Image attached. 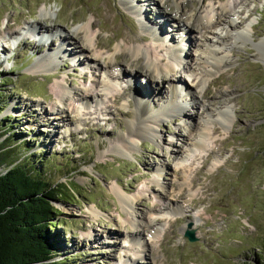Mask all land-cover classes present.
Returning <instances> with one entry per match:
<instances>
[{
	"label": "rangeland",
	"instance_id": "obj_1",
	"mask_svg": "<svg viewBox=\"0 0 264 264\" xmlns=\"http://www.w3.org/2000/svg\"><path fill=\"white\" fill-rule=\"evenodd\" d=\"M180 1L188 5L181 10L184 16L181 23L185 27L191 22L192 10L203 11L221 3L228 8L236 26L217 28L225 38L219 47L232 48L228 66L204 87L211 95L205 98L204 89L195 91L197 100L213 111L222 104L230 105L234 111L232 123L224 127L217 122L213 124L207 151L195 153L183 163L186 176L192 179L190 186L177 191L172 179L176 174L178 182L182 181V167L176 163L184 156L182 152L188 151L184 143L191 142L179 134H186L189 123L198 124L200 128L207 111L199 109L197 113L196 105L185 100L191 118L175 114L163 118L157 127L160 140L139 139L133 152L123 155L109 149L111 141L127 129L124 117L127 109L121 105L124 99L130 106L133 104L130 89L120 94L123 89L116 88L113 94L120 92V95L115 96L114 104L108 101L111 94L104 100L105 104L89 102L79 117L66 112L69 125L65 129L63 123L50 115L61 106L55 85L86 88L93 96L99 92L92 83L104 74L94 64H74L71 56L65 54L55 69L32 73L31 65L37 58L60 47L67 53L80 43L84 46V55L88 53L90 59L89 43L83 33L79 31L78 37L74 36L76 28L89 20L95 22L91 29L95 42L92 45L103 56L98 60L103 68L107 66L106 56L127 38L152 46L151 40L144 37L146 32L139 18L125 8L127 5L120 0H0V50L5 54L0 56V132H6L0 140L11 145L12 157L23 155L30 160L51 185L64 184L58 186L64 192L62 199L55 203L60 211L56 218L58 224L51 228L57 238L55 259L60 260V264H119L120 256L133 258L132 250H126L130 248L129 241L122 239L133 230L120 217L124 215L110 187L118 182L130 196H140L141 190H146L136 202L133 213L139 216L146 212L147 215L153 207L167 206L155 198L154 193L160 188L151 182L154 167L163 164V194L168 195L167 200L173 205H182L183 212L172 215L171 219L164 214L154 216L159 228L155 244L151 245L148 239V226H142L141 233H132L147 242L143 258L134 257L136 264H264V62L258 58L255 46L264 37V0ZM164 5L161 7L158 0L159 8H151L166 15V33L172 37V44H176L183 34L172 20L177 9L173 0H167ZM145 7H142L143 13ZM42 10L47 11L44 18ZM153 13H144L142 19L150 20ZM36 23L40 32L52 29L54 40L37 43L26 38L29 24L36 26ZM234 28L249 30L245 44L235 45ZM191 31L188 32L190 38H195L196 33ZM67 32L74 39L61 45L58 36L63 38ZM183 46L188 55V46ZM153 47L160 56L164 54L158 46ZM115 62L128 68L131 74L137 69L138 83L146 84L147 72L143 70L142 58L134 59L128 52L120 51ZM176 77L180 82L187 78L180 68L176 70ZM162 84L159 85L161 93L155 91L150 98L154 104L163 105L170 96L168 83ZM180 94L184 96L182 100L188 96L185 89ZM169 140L174 144L168 145ZM215 158L218 159L216 166L212 164ZM188 188L194 193L192 197L188 196ZM91 207L99 212L97 217L90 213ZM189 221L195 241L184 236Z\"/></svg>",
	"mask_w": 264,
	"mask_h": 264
},
{
	"label": "bare ground",
	"instance_id": "obj_2",
	"mask_svg": "<svg viewBox=\"0 0 264 264\" xmlns=\"http://www.w3.org/2000/svg\"><path fill=\"white\" fill-rule=\"evenodd\" d=\"M120 1H123L122 4L124 6L127 5L125 8L129 10L131 14L139 18L137 20H139L140 26L146 32L144 37L151 40L153 44L152 46L149 47V45L146 46L140 43H135L133 39L127 38L125 41H122V44H117L113 49V52L106 56L104 63L107 66L103 68L98 63V60H100V58L102 59L103 56L101 53L95 50V45H92L94 42V33L91 29L93 25H95V22L89 20L88 22L76 28L74 31V36L78 37L79 31L83 33L84 40L89 43L88 46V43L86 42V45L88 46L87 48L89 49L90 59L87 58L88 53L87 55H84L85 49H82L84 46H81L80 43L78 46H75L76 48L74 47L70 50V52L67 53H63V48L60 47L57 50L46 51L42 57L37 58L31 65L32 73L46 72L51 69H55L58 60L60 57H64L63 54H65L66 56H71L70 59H73L71 61L74 64L82 65L91 63L94 64L96 69H98L102 75L104 74L101 79L98 78L97 81L92 83L93 88L99 92L95 93L93 96L90 95V92L86 88H71L62 83H57L55 85L56 98L61 106H59L58 109L56 108V110L52 112L53 114L50 113V115H52L53 120H57L58 123H63L65 129H67V126L69 125V123H66L65 119V117L68 116L66 112H73V114L79 117V115L84 114V110L87 107L86 104L89 102L95 101V103L100 105L105 104L104 100L108 97V95L111 94V98L108 99V101L114 104L116 95L122 94L125 89H130L131 93H133V104L130 106L128 100L124 99V103L121 105V108L127 109L124 115L126 118L125 126L127 129L120 133L116 139L111 141L109 149L123 155L133 152L135 144L139 139L150 137L152 140H160L161 136L157 131V127H159L163 118L170 116L172 117L173 114L191 118L192 113L190 114L186 111L187 102L185 100L189 99V101L196 105L197 113L199 109L207 111L206 117H204L200 122V128H198V124L195 126L194 123H189L190 128H187L186 134H179L183 136L185 141H191L190 143H184L186 144V147H188V151H181L182 154L184 153V156L178 163H176V166L182 167V181L178 182V180L175 178L178 176L176 174L173 175L174 178L172 179L176 182V190L180 191L183 186L189 187L192 182V179H188L189 177H187L185 174L184 168L186 166L183 163L188 157L195 155V153L202 154L203 152L207 151L206 148L208 147V143L210 141L211 129L215 122L220 123L223 127L232 123L234 111H232L230 105L226 103L222 104V106H219L216 111H213L207 105L197 100L195 91L198 88H200V90L204 89L205 85L210 81V79L213 80L215 77L214 75L219 73L224 67L228 66V54L232 46H227L225 48L219 47L221 44L220 42H222L225 38L223 35L218 33L217 28L220 26L231 28L236 26V24L232 20V16H230V12L228 11L226 5L221 3L217 7L210 9L205 8L203 11L192 10L189 15L191 22L187 23V25L185 24L187 27L189 25L187 28L181 23L184 17L181 13V10L188 7V5L186 2L182 4L180 0H173L177 11L176 14L172 16V20L177 23L176 28L180 29L181 33L183 34L180 36L178 43L172 44V37L166 33L165 29V27H167L165 26L166 21H168L165 19L166 15L159 13L160 11H152L151 8V6L158 7V0ZM166 2L167 0H159V5L162 7ZM240 3L242 4L241 1ZM143 6H146L144 9V13H146V15L154 12V17L152 16L150 20L145 19L147 21H144L142 19V17L144 18V13L142 10ZM178 10L180 11L179 13ZM46 15L47 11L42 10V18H44ZM249 27L252 29V26L249 25ZM38 28L39 25L37 23L36 26L29 24V36H26V38H29L37 43H42L45 40L49 42L54 40V38L52 39V36H54V34L51 33V31H53L52 29L42 30V32H40L41 30ZM191 29L193 30L191 32H195L197 35L195 38H190L188 32ZM249 33L250 32L247 28L240 30L238 29V31L236 30L235 35L233 34L234 37L232 36L235 45L245 44V42L249 40ZM66 35L68 36L66 37ZM66 35L63 38L58 36L62 42L61 45H63L65 42H68V40L74 39V37L70 35L69 32H67ZM166 37L168 39H166ZM16 40H19V38L16 37ZM168 40L171 41V44L168 43ZM77 42L78 41L76 40V43ZM154 45L156 47L158 46L157 48L162 49L164 54L160 56L158 50L153 47ZM183 45L188 46V55L186 52H184L185 47ZM255 46L258 58L264 62V37L261 38L258 43H255ZM120 51L128 52L134 59H143L145 65L143 70L147 72L144 76L145 79L147 78L145 80L146 84L141 85L138 83V80L136 79V71H138L137 69H135V71L131 74L128 72V68L115 62L117 53ZM0 53V56L2 57L5 55L2 52V49L0 50ZM76 56H78V59L77 61H74ZM127 65L130 67L134 66L131 63H127ZM177 67L184 71V74L187 76L185 79L186 81L180 82V79L176 77V70L178 69ZM150 83L155 86V89H153ZM162 83H168V94L170 96L167 97L163 105H159L158 103L154 104L152 100L150 101V98L155 94V91L161 93L162 86L159 87V85ZM118 87L123 89L120 90L121 93L117 91L118 93L113 94V91H115L116 88L118 89ZM183 89H185V91L188 93V96L182 100V97L184 96H181L182 94H180V91ZM220 93L222 94L223 92L220 91ZM210 95L211 92L209 89L206 88L202 91L203 97L208 98ZM127 113H129V115H127ZM41 120L44 121V117L41 118ZM173 144V141H168V145ZM216 163H218L217 158L214 159V163L212 164L216 166ZM164 170V164L154 167V177L151 182L155 185H158L160 188V191H156L154 193L155 198L162 201L163 204L167 206L153 207L152 210L147 211V215L146 212L141 213L139 216L133 213L136 202L141 199L140 196L144 194L146 190L142 189L141 193H139L140 196H130L122 189L118 182H116L114 185H111L110 187L111 191L117 196L120 203L121 212L124 215L120 217H123L124 224L126 223V225L131 227L133 232L136 233H141L139 230L142 226H148L149 230L146 231L148 232L147 235L149 236L148 239H150L151 245L155 244L153 242L154 239H157L158 241L157 237L159 233V228L155 223L154 216L158 214H164L166 218L171 219L172 215L178 213L182 214L183 212L182 205H173V202H171L170 199L167 200L168 195L166 197V195L163 194V192H165V187L161 181V176ZM188 191V196L192 197L194 194L193 191L190 188H188ZM89 211L94 217L99 215V212L94 207L89 208ZM192 220L195 222L194 218ZM185 227L186 226H184L183 230ZM133 232L125 233L122 239L123 242L129 241L128 243L130 248H126V250H132L134 256L133 258L128 256H120L119 264H136L134 261L135 256L141 259L143 258L142 252L146 249V239L138 237L137 234L136 236H132ZM137 247H139L140 250H138Z\"/></svg>",
	"mask_w": 264,
	"mask_h": 264
},
{
	"label": "trees",
	"instance_id": "obj_3",
	"mask_svg": "<svg viewBox=\"0 0 264 264\" xmlns=\"http://www.w3.org/2000/svg\"><path fill=\"white\" fill-rule=\"evenodd\" d=\"M11 152L0 140V264H60L51 228L64 184L51 185L30 160Z\"/></svg>",
	"mask_w": 264,
	"mask_h": 264
},
{
	"label": "water",
	"instance_id": "obj_4",
	"mask_svg": "<svg viewBox=\"0 0 264 264\" xmlns=\"http://www.w3.org/2000/svg\"><path fill=\"white\" fill-rule=\"evenodd\" d=\"M192 227V222H187V228L184 230V236L188 238L189 241H195L196 236L194 234V229Z\"/></svg>",
	"mask_w": 264,
	"mask_h": 264
}]
</instances>
